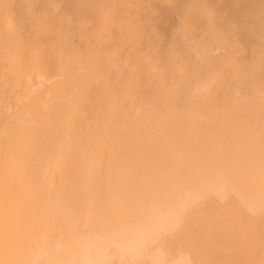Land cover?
<instances>
[{"label":"bare ground","instance_id":"bare-ground-1","mask_svg":"<svg viewBox=\"0 0 264 264\" xmlns=\"http://www.w3.org/2000/svg\"><path fill=\"white\" fill-rule=\"evenodd\" d=\"M263 12L264 0H0L12 93L0 94V264H264ZM166 13L183 27L241 19L249 44L231 30L227 47L157 52L159 86L112 63L111 98L103 60L120 52L75 43ZM228 76L252 85L222 95ZM162 89L176 94L159 103Z\"/></svg>","mask_w":264,"mask_h":264},{"label":"rangeland","instance_id":"rangeland-1","mask_svg":"<svg viewBox=\"0 0 264 264\" xmlns=\"http://www.w3.org/2000/svg\"><path fill=\"white\" fill-rule=\"evenodd\" d=\"M256 13V12H254ZM260 15L262 14L261 12H257ZM237 14H241V13H237ZM264 14V12H263ZM165 20H167L166 23H163V25H159V26H147V27H136V28H128L129 31H131L132 33L129 34H123V35H119V34H109L107 36L104 37H99L97 39H92L90 40L88 43H84L82 42L81 44L75 43L76 46H79L83 49L84 52H89V50L91 49H96L97 52L102 55V52H110V51H118L120 52L119 54L116 55L115 58H105L103 60V64L105 66H109L111 69L108 70V73L106 75H103L105 78H103V76L100 77V79L107 81V84H109L108 88H112L110 89V94H111V98H117L116 96L120 95L121 92V87L123 85L122 79L120 78L119 75H117V66L113 65L111 66L110 64L114 63L117 64L118 62L127 64V66L125 67V71L127 72V79H131L133 77V75H138L140 78H143V80H152L154 81V85L155 86H159L160 85V79L158 77L153 76L155 74V71H152L151 69L155 67L156 64V60H158L157 56H159V52L163 53L164 51H167L169 49H176V48H182L184 49L186 47V49H189V47L193 46L190 45L191 43H194V46L196 49L199 48H203V51L206 49H210V51L214 48H216L217 46H222V47H227L226 45L228 43H230V41L232 40V38H234L233 34L231 33V30H235L234 34L237 33V31H242L240 35H235L238 36V43L240 44V50H242V48L244 47V44H249V42L247 40H245L242 35H246V30L247 27L249 26L248 23L246 24V28H240V25L245 21L241 22L242 20L240 19H230L228 24L224 25V28L219 27L222 24H214V26H210L208 24H202L201 26H179L177 19L175 18L174 15L171 14H167L164 15ZM164 19V18H163ZM241 22V23H240ZM236 23H238V25H235ZM232 25H235L232 26ZM248 25V26H247ZM238 26V27H236ZM245 27V25H244ZM236 28V29H234ZM222 29V30H221ZM115 29H113L112 31H114ZM180 31V32H175V31ZM137 32V33H136ZM139 33V34H138ZM183 34V35H182ZM241 40V41H240ZM189 45V46H188ZM166 48H168L166 50ZM157 53L155 55L152 56V59L144 62V60H142L140 57L135 56L138 53ZM165 53V52H164ZM168 53V52H166ZM243 53V52H242ZM163 55H167V54H163ZM250 53L246 54L244 57L247 56V58L250 57ZM169 56V55H168ZM166 56V58L168 57ZM163 57V56H162ZM161 58V57H160ZM165 58V57H164ZM163 59V58H162ZM165 61V59H164ZM219 61L216 59H213L212 63ZM166 62V61H165ZM194 63L191 64H197L200 65L201 63H203V61L199 58L197 60L193 61ZM226 64L225 69L223 70V72L227 71L230 72L232 65L229 64L228 60H225ZM186 63V61H185ZM184 63V64H185ZM99 68H101V65L96 63ZM95 64V65H96ZM164 64V63H163ZM191 64H188L187 66L189 67ZM165 65V64H164ZM202 65V64H201ZM170 67V66H168ZM203 67V65H202ZM231 67V68H230ZM196 68V67H195ZM194 69V68H193ZM205 69V70H204ZM222 69V68H221ZM176 68L174 66H171L169 68V70H167L166 74L168 76V79L170 82H177L178 84H185L184 81H179L177 79L178 77V73L176 72ZM213 72V68L212 66L210 68H208L206 70V67L201 69V67L194 73H191L193 75V80L195 78L201 79L204 74H208L209 72ZM216 72V71H214ZM47 73V72H45ZM109 73L111 74L109 76ZM204 73V74H202ZM53 75V73H51ZM125 75V72H124ZM79 76H84L83 74H80ZM26 75H19L18 77L15 78L16 79H22V78H26ZM110 77V82L113 79L114 81L112 82H116L114 83H110L109 82V78ZM197 80V79H195ZM250 80V78L248 79ZM248 80H239L238 78H232L230 76L227 77L226 79V86L223 87V90H227L228 87H232L233 84L236 85H252L251 82H247ZM99 81V80H98ZM235 81V82H233ZM101 82V80H100ZM105 83V82H104ZM115 85V88L112 86ZM117 84V85H116ZM112 87H111V86ZM169 87H171L174 90V86H171V84H168ZM109 90V89H107ZM186 90V89H185ZM223 93V94H222ZM224 93L227 92H221L220 94L224 95ZM0 94L3 97H7L9 94L11 93V89L9 88V86L5 85V81H0ZM176 94L175 91L174 92H167L165 90L162 89L161 93L158 92V100L157 102L161 103L163 101H165L166 97H174ZM93 96V95H91ZM128 101L127 103H131L132 101H136V98L131 95L128 94ZM94 97V96H93ZM92 97V98H93ZM32 100L29 101V103H31L34 100V97L31 98ZM131 101V102H130Z\"/></svg>","mask_w":264,"mask_h":264}]
</instances>
